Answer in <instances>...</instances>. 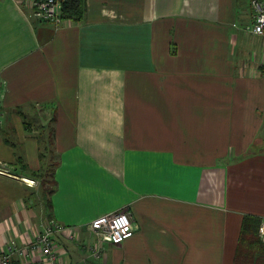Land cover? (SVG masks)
Masks as SVG:
<instances>
[{"label": "crops", "instance_id": "0c3cea01", "mask_svg": "<svg viewBox=\"0 0 264 264\" xmlns=\"http://www.w3.org/2000/svg\"><path fill=\"white\" fill-rule=\"evenodd\" d=\"M33 1L0 0V255L55 220L80 231L53 236L65 264H235L264 222L252 0H85L57 24ZM126 210L134 236L96 260L90 222Z\"/></svg>", "mask_w": 264, "mask_h": 264}, {"label": "built area", "instance_id": "2783aa9c", "mask_svg": "<svg viewBox=\"0 0 264 264\" xmlns=\"http://www.w3.org/2000/svg\"><path fill=\"white\" fill-rule=\"evenodd\" d=\"M65 2L66 0H34L33 16L40 21L57 24L63 19ZM252 7L255 16L251 32L257 36H264V3L261 0H252ZM7 173L0 167V174ZM90 227L97 242L89 246V251L96 260H100L102 256L101 244L122 245L135 234L131 216L125 211L98 217L90 222ZM56 233L68 241H77L80 238L78 226L60 225L55 220H49L42 233L31 243L23 247L14 242L10 243L0 255V264H14L15 259L23 264H65L53 240ZM259 235L260 240L264 241V222Z\"/></svg>", "mask_w": 264, "mask_h": 264}, {"label": "trees", "instance_id": "16d2710c", "mask_svg": "<svg viewBox=\"0 0 264 264\" xmlns=\"http://www.w3.org/2000/svg\"><path fill=\"white\" fill-rule=\"evenodd\" d=\"M85 10H86L85 0H66V2L63 5V17L75 22H80L83 20L85 16ZM53 175H54V170L49 169L47 172V176H50L51 180L49 181L52 182V185L54 184L53 186L55 187ZM47 192H52V189H47ZM258 226H259V222L256 218L249 217L244 220L242 226V234H241L242 236L238 249V256L236 258L235 264H246L245 257L247 258V256L243 255V253L246 250L245 249L246 246L244 247V242L247 241L246 239L247 236H250L248 241H251V238L254 236V234L255 236H257V239H255L254 244L250 242L251 246L252 244L255 246L261 241L259 240L258 237ZM251 232H253L254 234Z\"/></svg>", "mask_w": 264, "mask_h": 264}, {"label": "rangeland", "instance_id": "374dc122", "mask_svg": "<svg viewBox=\"0 0 264 264\" xmlns=\"http://www.w3.org/2000/svg\"><path fill=\"white\" fill-rule=\"evenodd\" d=\"M31 183H34V182L32 181ZM48 183H50L49 186H48V188L51 189V188L53 187V185H52L51 182H48ZM125 212L129 214V212H128L127 210H126ZM129 215H130V214H129Z\"/></svg>", "mask_w": 264, "mask_h": 264}]
</instances>
